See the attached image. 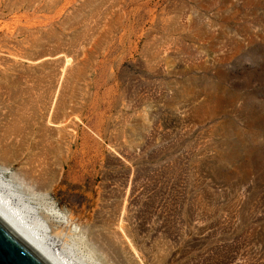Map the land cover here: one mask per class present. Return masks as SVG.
<instances>
[{
  "label": "rangeland",
  "instance_id": "rangeland-1",
  "mask_svg": "<svg viewBox=\"0 0 264 264\" xmlns=\"http://www.w3.org/2000/svg\"><path fill=\"white\" fill-rule=\"evenodd\" d=\"M0 166L71 264H264V0H0Z\"/></svg>",
  "mask_w": 264,
  "mask_h": 264
},
{
  "label": "bare ground",
  "instance_id": "bare-ground-1",
  "mask_svg": "<svg viewBox=\"0 0 264 264\" xmlns=\"http://www.w3.org/2000/svg\"><path fill=\"white\" fill-rule=\"evenodd\" d=\"M15 178L11 171L0 166V216L49 262L71 264L55 248V238L49 235L48 230L72 234L76 231L72 226V219L45 207L37 202L38 198L33 195L24 196L20 190L21 185ZM30 202L37 205H30ZM38 213L43 214L45 220H42Z\"/></svg>",
  "mask_w": 264,
  "mask_h": 264
},
{
  "label": "water",
  "instance_id": "water-1",
  "mask_svg": "<svg viewBox=\"0 0 264 264\" xmlns=\"http://www.w3.org/2000/svg\"><path fill=\"white\" fill-rule=\"evenodd\" d=\"M0 264H52L0 216Z\"/></svg>",
  "mask_w": 264,
  "mask_h": 264
}]
</instances>
